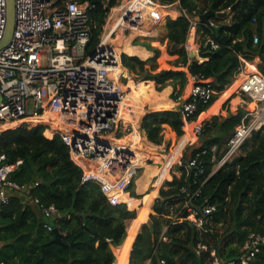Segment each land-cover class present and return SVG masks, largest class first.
<instances>
[{
    "label": "trees",
    "instance_id": "16d2710c",
    "mask_svg": "<svg viewBox=\"0 0 264 264\" xmlns=\"http://www.w3.org/2000/svg\"><path fill=\"white\" fill-rule=\"evenodd\" d=\"M78 1L94 4L91 16L96 27L87 49L91 55L101 42L107 17L116 0ZM157 1L162 4L179 1L181 10L201 15L214 0ZM237 1L216 0L215 10H228ZM255 17L257 21H254ZM211 20L220 27L218 32L216 26L210 27L203 22L199 23L198 29L202 32L203 41L211 35L219 43V48L202 46L200 56L207 58L204 61L196 59L190 64L185 47L190 21L184 15L167 17L166 37L159 45L134 43L152 50L153 56L143 59L137 55L121 54L123 69L135 73L140 79H153L157 83L160 92L156 90L154 81L141 84L137 89L133 88L132 81H127L128 87L138 93L142 107L148 104L158 110L146 113L141 120L142 129L155 144H163L167 132L171 135V141L179 139L185 132L182 111L165 109L174 105L168 98V85L174 87L171 96L177 100L184 91H189L190 72H200L211 79L217 94L208 103H201L198 111L189 117V120H196L199 114L210 108L200 116L202 120L218 112L227 96L237 89L240 81L234 83L235 72L242 64L241 56L247 60L259 57V67L264 74V0L243 2L226 18L212 17ZM255 34L259 37L258 43L254 42ZM162 57L167 59L164 67L159 66L157 61ZM253 68L256 69V65L250 64L247 71ZM245 113L246 110L240 108L237 114L230 113L225 118L215 115L206 121L201 135L203 141L192 152L217 144L218 155L221 156L229 136ZM47 127L45 123H22L1 131L0 154H6L9 162L22 159L23 163L10 175V179L19 185L30 186L33 196L45 204H55L63 217L52 221L54 229L49 231L44 226L46 218L38 206L26 200L19 191H10V202L0 214V262L128 264L130 254V264H210L213 260L212 250L215 249L222 262L243 264L240 258L244 254L243 246L249 234L256 232L264 236V127L246 141L244 146H250V140L253 145L245 153L222 166L203 185L205 175L197 184L193 183L194 177L191 172L188 174L185 155L179 166L181 175L171 170L173 178L168 180L170 168L179 159L169 162L166 154L143 149L134 143V160L120 172L129 176L134 168L145 167L137 181V188L142 191L143 197L137 193L132 182L126 189L129 194L121 191L124 199L116 204L109 200L100 184L82 181L83 168L73 159L69 147L59 135L53 138L45 136ZM193 139L196 140V137ZM186 141L185 134L177 143L183 146ZM170 152L175 153V149ZM149 153L151 157L147 158ZM209 158V155L206 156V160ZM147 159H153L155 164L147 163ZM158 163H162V166ZM212 169L213 165L208 161L206 175ZM163 179L167 180L159 184L157 180ZM152 184L155 189L150 192L148 189ZM184 185L191 187L193 192L199 187L201 190L199 195L191 199L190 208H200L206 203L217 205L213 223L206 229L199 230L186 218L190 214L188 207L183 208L177 218L173 217L172 207L179 211L188 195V192H181ZM160 186L159 197L153 204ZM110 194L118 199L114 192ZM138 206L137 221L128 225V221L137 216V209L133 207ZM149 212V222L143 223L148 219ZM56 228L62 233L64 243L52 242ZM129 242L127 257L123 258L120 249ZM115 245L121 246L114 248V253L112 246ZM248 264H264V245Z\"/></svg>",
    "mask_w": 264,
    "mask_h": 264
},
{
    "label": "built area",
    "instance_id": "2783aa9c",
    "mask_svg": "<svg viewBox=\"0 0 264 264\" xmlns=\"http://www.w3.org/2000/svg\"><path fill=\"white\" fill-rule=\"evenodd\" d=\"M144 1L141 4H151L160 11L159 1ZM93 8L94 4L90 1L15 0L13 37L0 50V132L18 123L47 124L45 136L61 137L73 159L84 170L82 181L100 184L109 200L116 204L122 201L114 198L110 189L122 174L120 170L134 160L136 146L133 137L137 133L136 129L141 135L142 128L139 117L136 128L134 120L128 119L126 115V112L136 114L137 111L134 104L127 103L130 89L119 85L118 81L123 82L125 76L114 77L116 67L122 64L121 53L114 46H109L106 34L94 52L91 55L87 53L96 27L91 16ZM115 8L117 6H113L110 12ZM144 13L142 8L133 9L132 22L145 18ZM181 15L190 21L189 38L185 43L190 64L196 59L201 60L202 46L219 48V43L211 35L204 41L203 37L201 42L196 40L201 23L199 14L181 10ZM254 21H257L256 17ZM7 22L8 0H0V41L5 35ZM207 25L214 27L218 24L210 19ZM254 42H259L257 34L254 35ZM241 60L242 64L235 72V81H240L236 92L247 97L244 101L250 102V110L246 111L229 136L221 156L218 155L217 144L191 152L186 167L188 174H193L195 184L205 175L203 185L216 170L237 157L246 141L264 127V74L258 67L247 71L252 63L242 56ZM189 83L188 96L184 98L181 94L176 101L181 105L186 124L193 123L192 132L200 138L205 122L197 120L200 114L196 120H189V117L198 111L201 103L211 101L217 91L211 79L200 72H190ZM195 141H188L181 158L186 147L194 145ZM208 155L210 158L206 160ZM146 161L152 163V159ZM208 161L213 169L206 175ZM22 163V159L9 162L6 154H0V214L10 202V191L17 190L26 200L38 206L46 218L44 226L52 231V221L63 217L61 210L55 204H45L33 196L30 186L19 185L10 179V175ZM139 169L134 168L126 181L119 185L123 193L129 194L126 189L134 182ZM200 191V187L193 192L191 187L182 186L181 192H188V195L179 211L172 207V214L177 218L183 208L188 207L190 214L186 218L203 230L213 223L217 205L206 203L200 208H190L191 199L199 195ZM262 245L264 236L250 233L243 246L241 262L248 264L260 252ZM212 255L210 264L235 263L222 262L215 249Z\"/></svg>",
    "mask_w": 264,
    "mask_h": 264
},
{
    "label": "rangeland",
    "instance_id": "374dc122",
    "mask_svg": "<svg viewBox=\"0 0 264 264\" xmlns=\"http://www.w3.org/2000/svg\"><path fill=\"white\" fill-rule=\"evenodd\" d=\"M132 1L133 0H116V2H115V5H114V7L115 6H117V8H120V9H122V8H128L127 6H128V4L129 3H132ZM158 4L161 6H159L160 8H164V7H166L165 8V10H167L166 11V13H164V14H158V16L160 15V18H162V19H160V20H158V21H153L152 19L150 20L149 19V13H148V9L146 10H144V16H145V18H141V19H137V21H139V22H132V20H130V18H132L131 17V14H130V16H129V20L126 22V26L125 25H122L121 26V28H122V35H121V37H124L126 34L128 35V34H131L132 32L134 33V35H135V37H133V39L131 40V42H132V44H134L135 42H141V43H144V42H147V43H151L152 45H159L160 44V42H163V39H165V37H166V33H167V29H166V27H165V23H166V19H167V17L168 16H172L171 14L172 13H169V12H172V11H169V7L171 6V5H175V4H162V3H160V2H158ZM106 5H108V3H106ZM168 7V8H167ZM160 10H162V9H160ZM113 12H114V10H113ZM112 11L109 13V16L107 17V22H106V24H105V26H104V31H103V34H102V37H101V39L103 38V36L106 34V31H108V30H110L111 29V24L113 23V22H115V20H116V18H117V16H120V14L122 13H124V12H122L121 11V13H118V15H116L115 16V19L113 20V22L112 23H110V25H109V17H110V15L113 13ZM175 14V13H174ZM173 17V16H172ZM130 22V23H129ZM138 24V26L139 27H141L140 29L138 28H134L133 27V25H137ZM132 27L134 28V29H132ZM152 33V34H151ZM116 34V33H115ZM145 34H150V35H145ZM114 37L115 38H117V35H114ZM188 38H189V34H188V37H187V40H188ZM119 40V39H118ZM117 40V41H118ZM186 40V41H187ZM196 40L198 41V42H201L202 41V36L200 35V36H197V38H196ZM117 41H115L114 43H116ZM114 43H111L110 42V44H109V46H114ZM129 49L128 48H125L124 50H122L120 53L122 54V53H128V52H126V51H128ZM139 55V57L141 56L140 54H138ZM141 57H145V55L143 54ZM164 57V56H163ZM160 58V59H158L157 61H158V65L159 66H161V67H164V66H166V64H165V60H167V59H164V58ZM249 62H251L252 64H256V67H258V68H260L259 67V63L261 62V60H260V58L259 57H256L254 60H250ZM122 71H123V75L125 76L124 77V79H123V83H125V84H127L128 85V83H127V81L128 80H130V81H132V83H133V88L134 89H137V88H139V86L141 85V84H145V83H148V82H150V81H154L155 82V88L157 89V83H156V81L155 80H153V79H140V78H138V75H136L135 73H133V72H130L129 70H123V68H120ZM254 69V68H253ZM124 71H126L125 73H124ZM131 88L132 87H129V89L131 90ZM189 91H190V87H189ZM189 91H187V92H183V96H185L184 98H186L187 96H188V94H189ZM236 91V90H235ZM170 97H172L171 95H170ZM228 97V96H227ZM245 100V99H247V97H245L244 95H240V98H236L235 99V102H230V101H226L225 102V104H224V110H226V109H230V106L232 105V107L234 106V107H236L237 106V104H239V102H240V104H239V106H241V108H243V109H245L246 107H249L248 105H250V102L248 101L247 102V104H245V106H243L244 104H243V99ZM243 106V107H242ZM232 110H236V108H232ZM148 111L149 112H151V111H158V110H155V109H152L151 107H150V105H145V107L143 108V111H142V116H139L138 115V117L140 118V122L139 123H141V118H143V116L146 114V113H148ZM139 114H141V112L139 113ZM221 115H224V114H221ZM202 120H199V122H201ZM18 125H20V123H18V124H15V125H13V126H11V127H17ZM192 127H193V125H192ZM191 131H192V128H191ZM142 132H143V134H145V131L144 130H142ZM187 133V132H186ZM48 134V133H47ZM142 134V135H143ZM167 134H170L169 132H167L166 134H165V140H164V142H163V144H161V145H156V148H157V151L158 152H160L161 154L162 153H164V154H167V153H171V155H173V157H172V160L173 159H177V157H178V153L179 154H181V153H183V148L184 147H181L180 145H178V146H175L176 144H177V142H178V139L177 140H173V141H171V137H169ZM192 134V138L190 139L191 141H194V139H193V137L195 136L194 135V133H191ZM48 135H50V134H48ZM144 136V135H143ZM48 137V136H47ZM196 137V136H195ZM201 137V136H200ZM134 138V137H133ZM202 138H203V136L201 137V140L200 141H197V139L198 138H196V143L194 144V145H191V146H188V147H186V149L184 150V154H183V156L185 155L186 157H187V159L189 158V156H190V154H191V152H192V149H194V147H197V146H199L201 143H202ZM134 140V139H133ZM144 141V140H143ZM135 142L136 143H138L139 141H136L135 140ZM170 143V145L168 146V144ZM250 146H252L253 145V141L252 140H250V144H249ZM175 147V149H176V151H177V153H176V151H175V153H172V152H170V151H172L173 150V148ZM248 148V145H245L243 148H242V150H241V152H240V154L242 153V151L243 150H246ZM149 150H152L151 148H149ZM183 158V157H182ZM182 158L180 157L179 158V160L171 167L172 168V170L173 171H175V172H177V171H179V166L182 164ZM168 159V158H167ZM172 160H168L169 162H171ZM150 162V161H149ZM147 163H148V161H147ZM149 164H155L154 163V160H152V163H149ZM160 166H162V163H158ZM144 169H145V167L144 168H141V169H139L138 170V172L135 174V180H134V186H135V189H136V186H137V181H138V178H140L142 175H143V173H144ZM181 173V172H180ZM153 179H155L154 177H153ZM157 179V178H156ZM155 179V180H156ZM153 182V181H152ZM154 183V182H153ZM121 184V183H120ZM119 184V185H120ZM163 186V185H162ZM162 186H160V188L162 187ZM152 187H153V184L152 185H150L149 186V191H151V189H152ZM112 193V192H111ZM138 214V213H137ZM139 216V215H138ZM138 216H137V218H136V220L138 219ZM143 216H145V218H147L146 216L147 215H144L143 214ZM135 220V221H136ZM129 223H130V220L128 221V225H129ZM115 251V249L113 248V252ZM115 253V252H114ZM116 260H117V258H116Z\"/></svg>",
    "mask_w": 264,
    "mask_h": 264
},
{
    "label": "bare ground",
    "instance_id": "6f19581e",
    "mask_svg": "<svg viewBox=\"0 0 264 264\" xmlns=\"http://www.w3.org/2000/svg\"><path fill=\"white\" fill-rule=\"evenodd\" d=\"M143 2H145L144 0H133V2L132 3H129L128 4V8L126 9V8H122V9H120V8H115L114 9V12L111 14V17L109 18V25H110V23H112L113 22V20L115 19V16L116 15H118V13H121V11L122 12H125V11H127L126 12V14L123 16V18L121 17L122 16V13L120 14V16H117V18H116V20H115V22H113L111 25V29L110 30H108V31H106V35H105V37H106V39H107V41L108 42H111V43H113V42H115L117 39H119L120 37H121V33H122V28H121V26L122 25H125L126 26V22L129 20V16H130V14H131V11L133 10V9H140V8H142V9H148V13H149V19L151 20H153V21H156V19L157 18H159V16H158V14H163V13H166V11L167 10H165V8L166 7H164V8H162V10H160L159 11V9H157V8H155L153 5H151V4H141V3H143ZM161 9V8H160ZM132 18H130V20H131ZM112 21V22H111ZM130 23V22H129ZM123 27V26H122ZM133 27L134 28H141V27H139L138 26V24L137 25H133ZM132 27V29H134ZM116 33V35H117V38H115L114 37V34ZM133 37H135V35H134V33L132 32L131 34H126L124 37H122V39H120L119 41H117L115 44H114V48H115V50L116 51H118L119 53L122 51V50H124L125 48H128L129 50V52H132V53H136V54H140L141 56L144 54L145 56L146 55H148V52L145 50V49H143V48H132V42H131V40L133 39ZM123 68V65L122 64H120V65H118L117 67H116V75L114 74V77H116L115 79H117L118 77H120V76H122L123 75V71L120 69V68ZM119 82V85L121 86V87H123V88H127L126 87V84L125 83H122L121 81H118ZM236 91H237V89H236ZM128 96H129V101L127 102L128 104H134V106H136V111H137V113L136 114H133V113H128V112H126V115H128V119H131V120H134V122H135V127L137 128V118H138V113L140 112V106H139V100H138V98H137V96H136V94L135 93H132V92H128ZM250 110V108H247L246 109V111H249ZM133 116L135 117L136 116V118H134L133 119ZM191 128H192V125H188L187 127H186V129H187V134H189V135H191V137H192V131H191ZM136 131H137V133H135V138H133V139H135L136 141H147V138L145 137V136H143L142 134L141 135H138L139 133H138V129H136ZM143 149H147V147H146V145L145 144H141L140 145ZM167 155V157H168V160H172V157H173V155H171V153H167L166 154ZM151 157V153H149L148 155H147V158H150ZM123 181H124V178H117L116 180H115V182H114V184L115 185H119L120 183H123ZM111 190V189H110ZM115 191V190H114ZM113 190H111V192H114ZM130 246V242L125 246V247H121V252H122V256H123V258H126L127 257V248Z\"/></svg>",
    "mask_w": 264,
    "mask_h": 264
},
{
    "label": "crops",
    "instance_id": "0c3cea01",
    "mask_svg": "<svg viewBox=\"0 0 264 264\" xmlns=\"http://www.w3.org/2000/svg\"><path fill=\"white\" fill-rule=\"evenodd\" d=\"M175 4V3H174ZM168 8V7H167ZM170 9H169V11H172V12H169V13H172L171 15L173 16V18H177L178 16H180L181 15V8H180V2L179 1H177L176 2V4L173 6V5H171L170 7H169ZM175 13V14H174ZM164 14V13H163ZM161 15V14H160ZM160 15H159V18H160ZM218 26V25H217ZM152 34V33H151ZM114 35H116V34H114ZM145 35H150V34H145ZM202 36V32H200V31H198V36ZM203 37V36H202ZM120 39H122V37H120L119 38V40ZM118 40V39H117ZM116 40V41H117ZM118 40V41H119ZM114 43V42H113ZM115 44V43H114ZM132 48H143V49H145L146 51H148V53H149V55L148 56H146V57H141V58H143V59H146V58H149V57H151V56H153L154 55V52L152 51V50H149L147 47H145V46H143V45H132ZM126 52H128V54H130V55H137V56H139L138 54H136V53H132V52H129V51H126ZM201 58V60L202 61H204V60H206L207 58H203V57H200ZM122 68V67H121ZM124 70V69H123ZM126 71H124V73H125ZM122 76H124V75H122ZM236 81H234V83H235ZM123 83V82H122ZM233 83V84H234ZM232 85V84H231ZM231 85H229V86H231ZM228 86V87H229ZM126 87H128V85L126 84ZM227 87V88H228ZM129 88V87H128ZM166 88H168L169 90H170V93H169V96H168V98L171 100V101H173L174 102V105L172 106V107H169V108H165V109H177V107L179 106V104H178V102L176 101V100H174L172 97H170V95L172 94V92H173V90H174V87L172 86V85H168ZM226 88V89H227ZM225 89V90H226ZM157 90V89H156ZM224 90V91H225ZM158 91V90H157ZM129 92H132V93H135L136 94V96H137V98H138V100H139V106H140V112H141V114H139L138 113V115L139 116H142V111H143V108L144 107H142V104H141V100H140V98H139V96H138V93L137 92H135V91H132V90H129ZM158 92H160V91H158ZM223 92V91H222ZM222 92L220 93V96H221V94H222ZM220 96H219V98H220ZM240 98V94L239 93H237L236 91L232 94V95H230L229 97H227L224 101H223V103H222V105H221V108H220V110L218 111V112H216V113H213L212 115H210L209 117H206V118H204V119H202V121L201 122H206V121H208V120H210L213 116H215V115H221V114H224L223 116H224V118L225 117H227L230 113H233V114H237V112H238V110L241 108V106H239V104H240V102H239V104H237V106L236 107H232V105L230 106V109L228 108V109H226V110H224V104H225V102L228 100V101H230V102H234V100L236 99V98ZM218 98V99H219ZM217 99V100H218ZM243 99V98H242ZM216 100V101H217ZM215 101V102H216ZM214 102V103H215ZM243 106H245V104H247V103H245V101H244V99H243ZM214 104H212V106H213ZM212 106H210V107H212ZM242 106V107H243ZM249 106V105H248ZM232 108H236V110H232ZM244 108V107H243ZM247 108H249V107H246L245 108V110L247 109ZM210 108H208L207 110H205V111H203L201 114H200V116L203 114V113H205V112H207L208 110H209ZM162 110H164V109H162ZM179 110V109H178ZM149 112V111H148ZM200 116H199V118L197 119L198 121L199 120H201V118H200ZM141 120H142V118H141ZM139 122H140V118H139ZM193 123H187L186 124V122H185V125H184V134L178 139V142H180L181 141V139L185 136V134H186V136H187V141H186V144L188 143V141L192 138L191 137V135H189V134H187L186 132H188L187 131V129H186V127L188 126V125H192ZM142 128V127H141ZM143 130V129H142ZM193 133V132H192ZM141 134H143V132L141 133ZM146 138H147V141H139L138 143H136L134 140V143H136V144H139V145H141V144H145L146 145V147H147V149H149V148H151L152 149V151H157V148H156V145H158V144H155V143H153V142H151L149 139H148V137H147V135H146V133L145 134H143ZM169 137L171 136L170 134H167ZM197 138V137H196ZM195 141V140H194ZM197 141H200V138H198L197 139ZM197 141H195V142H197ZM186 144H184L183 146H181V147H184ZM161 145V144H160ZM178 145V143L175 145V146H177ZM226 147V146H225ZM248 147H250V146H248ZM174 149H175V147H174ZM225 148H223V150H224ZM175 151H176V149H175ZM245 151L246 150H243L242 151V153H245ZM176 153H177V151H176ZM241 153V154H242ZM181 154H179L178 153V157H177V159L176 160H178L179 159V156H180ZM166 157H167V155H166ZM168 158V157H167ZM153 160V159H152ZM159 165V164H158ZM171 170H172V168H170V170H169V173H170V178H167L168 180H171L172 178H173V176H172V174H171ZM177 173V175H181V173H180V171H177L176 172ZM126 177H128L127 175H124V174H120L119 175V178H124V181H123V183L126 181ZM167 179H165V180H167ZM164 179L163 180H157L158 181V183L159 184H163L164 183V181H165ZM122 184V183H121ZM120 184V185H121ZM115 186V187H114ZM116 188V189H115ZM155 188H154V186L152 187V189H151V191L152 190H154ZM111 190H115L114 191V194L116 195V197H118V199H124V195L122 194V192H121V189H120V186L117 184V185H112V187H111ZM111 190H110V192H111ZM136 191H137V193L138 194H142V197H143V193H142V191H139L138 190V188H137V186H136ZM150 191V192H151ZM158 192H157V196L155 197V200H154V202H153V204L155 203V201H156V199L159 197V192H160V187L158 188V190H157ZM130 197H132L131 195H129ZM135 198V197H134ZM138 199V198H137ZM139 199H141V198H139ZM153 204H152V206H151V208L153 207ZM131 208V207H130ZM133 208H135V209H137V213L139 214V206L138 207H133ZM132 208V209H133ZM151 212V211H150ZM150 212H149V214H148V219L145 221V222H143V223H146V222H149V220H150ZM138 214H137V216H138ZM136 216V217H137ZM136 217L135 218H133V219H131L130 220V223H132V222H134L135 220H136ZM137 221V220H136ZM142 223V224H143ZM142 224H141V227H142ZM141 227H140V229H141ZM140 229H139V231H140ZM127 231H128V229H127ZM139 233V232H138ZM138 233H137V235H138ZM137 235H136V237H137ZM127 237H128V234H127ZM127 237H126V239H127ZM136 237H135V240H136ZM135 240H134V242H135ZM134 242H133V244H134ZM125 243V242H124ZM124 243H122L121 245H123ZM133 244H132V246H131V250H132V248H133ZM121 245H115V246H112V249L113 248H116V247H118V246H121ZM131 250H130V253H131ZM116 255V254H115ZM116 258H117V256H116ZM128 264H130V254H129V263Z\"/></svg>",
    "mask_w": 264,
    "mask_h": 264
},
{
    "label": "water",
    "instance_id": "95a60500",
    "mask_svg": "<svg viewBox=\"0 0 264 264\" xmlns=\"http://www.w3.org/2000/svg\"><path fill=\"white\" fill-rule=\"evenodd\" d=\"M215 1L212 2L210 5V8L208 11L200 15V20L203 23H208L212 17H220V18H226L231 11L235 10L238 6H240L243 2L251 1V0H238L233 6H231L228 10H223V11H216L215 10ZM15 0H8V22H7V27L5 31V35L3 39L0 41V50L4 48L9 42L11 41L14 33V27H15ZM219 26L215 27V30L218 32ZM94 56V55H93ZM92 56V57H93ZM192 56V55H191ZM185 101V100H184ZM177 109H181V105L177 107ZM189 159L186 160V164L189 162ZM217 170L213 173L215 174ZM52 242H63V235L60 232L58 228L55 229V237ZM68 245V244H67Z\"/></svg>",
    "mask_w": 264,
    "mask_h": 264
}]
</instances>
